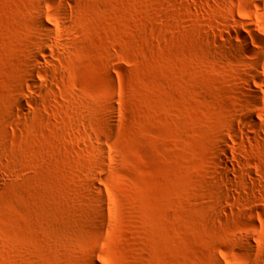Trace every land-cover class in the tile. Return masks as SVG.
I'll list each match as a JSON object with an SVG mask.
<instances>
[{"label":"rangeland","instance_id":"374dc122","mask_svg":"<svg viewBox=\"0 0 264 264\" xmlns=\"http://www.w3.org/2000/svg\"><path fill=\"white\" fill-rule=\"evenodd\" d=\"M0 264H264V0H0Z\"/></svg>","mask_w":264,"mask_h":264}]
</instances>
